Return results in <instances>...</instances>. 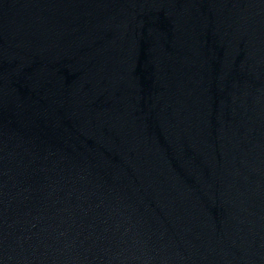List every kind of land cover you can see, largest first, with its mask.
Masks as SVG:
<instances>
[{"label": "water", "instance_id": "1", "mask_svg": "<svg viewBox=\"0 0 264 264\" xmlns=\"http://www.w3.org/2000/svg\"><path fill=\"white\" fill-rule=\"evenodd\" d=\"M0 264H264V0H0Z\"/></svg>", "mask_w": 264, "mask_h": 264}]
</instances>
